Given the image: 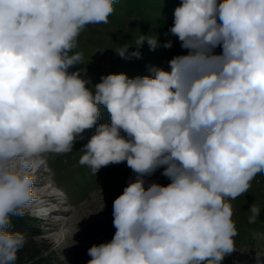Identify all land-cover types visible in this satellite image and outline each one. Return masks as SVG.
<instances>
[{
  "label": "clouds",
  "instance_id": "clouds-1",
  "mask_svg": "<svg viewBox=\"0 0 264 264\" xmlns=\"http://www.w3.org/2000/svg\"><path fill=\"white\" fill-rule=\"evenodd\" d=\"M114 3L0 0V264H15L26 243L9 228L37 199L32 170L94 126L79 163L96 174L126 161L138 176L114 200L113 239L90 247L88 264H221L235 251L227 201L264 174V0H181L169 31L188 54L152 76H102L93 91L69 73L83 60L70 53L85 26L108 23ZM145 41L161 46L141 35L137 49ZM127 49L117 54L140 57ZM100 105L110 124L97 126ZM161 166L171 183L145 187ZM249 211L254 223L260 208Z\"/></svg>",
  "mask_w": 264,
  "mask_h": 264
},
{
  "label": "rangeland",
  "instance_id": "rangeland-1",
  "mask_svg": "<svg viewBox=\"0 0 264 264\" xmlns=\"http://www.w3.org/2000/svg\"><path fill=\"white\" fill-rule=\"evenodd\" d=\"M132 1L117 0L108 23L85 26L77 38V46L70 53H82L83 60L70 67L69 73L79 71L81 78L89 81L86 87L93 91L94 86L101 82V77L108 74L124 73L129 78H135L128 71L136 63L146 67L147 72H152V68L170 71L167 60H147L142 56L123 58L117 54L125 46H128V53L137 51L136 42L141 35L158 37L161 46L155 51L159 57L187 55L189 52L169 31L174 23V9L181 4V0H164L168 10L139 7L134 11ZM168 40L172 41V47L164 48L163 44ZM213 51L220 54L222 48L217 47ZM93 134L95 126L81 134L83 138L77 139L73 151L46 154L47 167H40L36 173L37 167L32 170L36 177V194L53 190L59 195L48 201L36 199L25 208L24 216L40 231L37 243L43 249L49 247L58 264H88L91 259L88 249L113 239L116 232L114 200L138 176L126 161L101 167L96 174L87 165H81L79 160L83 155V146ZM165 167L161 166L151 175L144 176L145 187L151 183L161 186L171 183L170 178L163 175ZM227 202L232 206L237 235L234 237L235 251L226 255L221 264H256L257 253L264 254V174H257L248 192ZM253 204L260 208V215L254 223H249V210ZM42 206L54 211L40 219L33 210L38 208V211ZM260 259L264 262V256Z\"/></svg>",
  "mask_w": 264,
  "mask_h": 264
},
{
  "label": "trees",
  "instance_id": "trees-1",
  "mask_svg": "<svg viewBox=\"0 0 264 264\" xmlns=\"http://www.w3.org/2000/svg\"><path fill=\"white\" fill-rule=\"evenodd\" d=\"M117 4V0H115L113 6H117ZM131 7L132 11L138 9L139 7H148L149 9L161 10L169 9L167 5L164 4V0H133ZM137 50H139L140 56L145 57L147 60H167L169 63L171 59L176 57H159V54H157L155 50H150L149 45L146 42L139 46ZM132 73L133 77H136L139 74H144L146 76L153 75L152 72H147V68L142 66L140 63L132 65L131 69L128 71V74ZM103 123L110 124V114L107 112L105 106L100 105V119L97 123V126ZM120 135H124V137H126V133H124L123 130H120ZM10 219L11 226L9 231H20L26 236V243L24 247L18 251L17 261L15 264H58L57 259L54 257L53 253L50 252L49 247H47V249H43L41 245L37 243L36 239L40 236V231L36 229L30 221H28V218H25V216H12Z\"/></svg>",
  "mask_w": 264,
  "mask_h": 264
},
{
  "label": "bare ground",
  "instance_id": "bare-ground-1",
  "mask_svg": "<svg viewBox=\"0 0 264 264\" xmlns=\"http://www.w3.org/2000/svg\"><path fill=\"white\" fill-rule=\"evenodd\" d=\"M43 201H45L43 198H41ZM46 206H42L38 211H39V213H43V211L42 210H44V213L48 210L47 208H45ZM51 210H53V209H51ZM47 213V212H46Z\"/></svg>",
  "mask_w": 264,
  "mask_h": 264
}]
</instances>
